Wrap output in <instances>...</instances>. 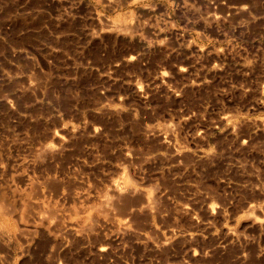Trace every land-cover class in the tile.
<instances>
[{
    "label": "rangeland",
    "instance_id": "1",
    "mask_svg": "<svg viewBox=\"0 0 264 264\" xmlns=\"http://www.w3.org/2000/svg\"><path fill=\"white\" fill-rule=\"evenodd\" d=\"M0 264H264V0H0Z\"/></svg>",
    "mask_w": 264,
    "mask_h": 264
},
{
    "label": "bare ground",
    "instance_id": "2",
    "mask_svg": "<svg viewBox=\"0 0 264 264\" xmlns=\"http://www.w3.org/2000/svg\"><path fill=\"white\" fill-rule=\"evenodd\" d=\"M167 127V126H166ZM169 127V126H168ZM169 129V128H168ZM168 129H167V132H168ZM170 131V130H169ZM169 133V132H168ZM169 135V134H168ZM160 136V135H159ZM161 137V136H160ZM162 142H163V140H162ZM165 144V143H164ZM64 145V144H63ZM44 147V146H43ZM169 147V146H168ZM45 149V148H44ZM58 151H60V150H58ZM57 151V152H58ZM40 152H43V150L42 151H40ZM55 152V151H54ZM68 152V151H67ZM50 153V151H47V149L45 150V152L43 153V155H41V154H39L40 156H42V157H49L48 156V154ZM58 154V153H57ZM184 155V154H183ZM52 156V155H51ZM50 156V157H51ZM53 156H56L55 155V153L53 154ZM64 156V155H63ZM180 156V153H176L175 154V158L176 157H179ZM58 157V156H57ZM65 157V156H64ZM128 158V157H127ZM47 159V158H46ZM45 159V162L47 161L48 162V160H46ZM56 159V158H55ZM126 159V158H125ZM40 160V159H39ZM41 160H42V158H41ZM43 160H44V158H43ZM60 160V159H59ZM202 160V159H201ZM206 160V159H205ZM37 162H39V161H37ZM46 162V163H47ZM54 162H57V161H55L54 160ZM52 165V164H51ZM49 167V166H48ZM50 182V181H49ZM48 182V183H49ZM51 182H53V181H51ZM54 183V182H53ZM59 183V182H58ZM61 183V182H60ZM57 184V183H56ZM50 185V184H49ZM48 185V186H49ZM113 185V184H112ZM52 186V185H51ZM66 186V185H65ZM55 187V186H54ZM53 187V188H54ZM59 187V186H58ZM36 188H37V186H36ZM53 188H52V190H53ZM48 189V188H47ZM49 189H50V187H49ZM58 189V188H57ZM67 189H68V187H67ZM123 189V188H122ZM133 188H130L129 187V189L127 190V192L125 191H123V190H121V187H117L115 184L113 185V186H111V189H109V190H107V192L109 193V194H111V196L110 197H112V199H107L108 197H106V195H107V193L105 192L104 193V195H105V197H106V199H102L100 202H99V206H98V208L91 214V216H92V219H93V221L95 220V221H97V220H99V221H112V213H111V211H113V209L112 208H114V206L117 204V207L118 208H120L121 210L123 209H125L126 207H127V205H128V203L130 202L129 201V199L127 198L128 196H132V194H134V190H132ZM38 190V189H37ZM59 192V191H58ZM32 193H34V192H32ZM56 193V192H55ZM136 194V193H135ZM104 195H103V197H104ZM109 196V195H108ZM129 201V202H128ZM132 201V200H131ZM143 201V200H142ZM144 203V202H143ZM155 203V202H154ZM152 208V207H151ZM122 210V211H123ZM142 212H143V214L144 213H149L150 212V204H149V202L147 201V203L145 204V206L142 208V210H141ZM80 212V211H79ZM137 212V211H136ZM40 213V212H39ZM41 214H42V212H41ZM112 214V215H111ZM26 215V214H25ZM145 215H148V214H145ZM129 216V215H128ZM87 217V216H86ZM41 219H43V218H41ZM28 220V219H27ZM98 221V222H99ZM113 222V221H112ZM126 222H127V220H126ZM115 223V222H114ZM125 223V222H124ZM115 224L116 226H118V228L122 231V232H124V233H126L127 231H128V229H127V226H126V223L125 224ZM102 224V223H101ZM88 225V224H87ZM85 226V230H87V231H89L90 230V228L91 227H94V226H90V225H88V226ZM93 225V224H92ZM107 226V225H106ZM79 227H81V225H79ZM109 227V226H108ZM50 229H52V227L50 228ZM95 229V228H94ZM94 229H92V230H94ZM98 229V228H97ZM97 229H95V230H97ZM130 230V229H129ZM120 231V232H121ZM120 232H118V233H120ZM83 233V232H82ZM131 233V232H130ZM91 234V233H90ZM29 235V234H28ZM83 235V234H82ZM130 235V234H129ZM30 236V238H31V234L29 235ZM85 237V236H84ZM165 242V241H164ZM163 242V243H164ZM148 243V242H147Z\"/></svg>",
    "mask_w": 264,
    "mask_h": 264
}]
</instances>
